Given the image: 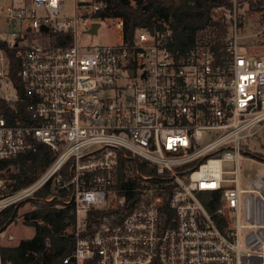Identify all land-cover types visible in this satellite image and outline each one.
<instances>
[{
  "label": "built area",
  "instance_id": "2783aa9c",
  "mask_svg": "<svg viewBox=\"0 0 264 264\" xmlns=\"http://www.w3.org/2000/svg\"><path fill=\"white\" fill-rule=\"evenodd\" d=\"M6 1L0 97L19 116L0 110V161L37 143L55 157L2 197L0 212L49 183L47 201L72 205L75 219L60 264H264V175L241 189L238 173L242 141L264 132V60L241 49L235 12L223 13L229 34L218 58L207 43L176 49L165 25L126 38L122 19L94 18L104 11L97 0H70L69 14L63 0ZM106 20L118 43L79 42V28L96 36ZM120 151L168 182L152 187L137 173L127 196L117 185Z\"/></svg>",
  "mask_w": 264,
  "mask_h": 264
},
{
  "label": "trees",
  "instance_id": "16d2710c",
  "mask_svg": "<svg viewBox=\"0 0 264 264\" xmlns=\"http://www.w3.org/2000/svg\"><path fill=\"white\" fill-rule=\"evenodd\" d=\"M104 5V11L94 15L95 19L106 17L123 20V34L131 38L137 29L153 31L167 26L174 40L173 46L181 51L196 44L207 43L219 58L224 40L229 34V26L220 15L213 14L215 8L230 11L236 5L246 3L253 12L264 11V0H97ZM264 45V41L261 42ZM17 60L10 59L9 75L17 87L20 83L16 77ZM27 102L19 103L20 114ZM0 110L10 114L8 106L0 97ZM264 139V137H263ZM119 155L117 185L124 194L131 196V191L139 186L137 173L146 175L152 187L168 182L167 178L158 176L147 163L136 158ZM55 155L44 144H35V150L25 152L8 160L0 161V179L4 180L3 196L10 195L33 183L52 162ZM10 167L15 170L10 171ZM1 194V191H0ZM55 194L50 184L40 188L32 198L26 200L33 209L23 216V222L34 229L31 239L20 241L16 246L0 247L2 264H60L73 249L74 225L72 205H64L57 198L47 201ZM168 196L164 197V204ZM19 205H12L0 212V230H4L15 221Z\"/></svg>",
  "mask_w": 264,
  "mask_h": 264
},
{
  "label": "rangeland",
  "instance_id": "374dc122",
  "mask_svg": "<svg viewBox=\"0 0 264 264\" xmlns=\"http://www.w3.org/2000/svg\"><path fill=\"white\" fill-rule=\"evenodd\" d=\"M64 4L61 6V13H70V0H63ZM6 0H0V28L2 25L3 10L2 6L6 4ZM236 14L238 22V38L241 49L252 54H257L258 57L264 60V45L261 42L256 33L262 30L263 26L261 22L264 21V11L253 12L248 9L246 3L236 5L230 10V14ZM222 13L227 12L222 10ZM221 12L214 13L220 15ZM264 30V29H263ZM82 29L79 28L78 40L81 44L91 45H107L118 43L120 38L116 34V30L113 26V22L110 20L101 21L98 34L96 36H85L82 33ZM31 43L39 44L42 43V39L36 37L31 39ZM264 132L254 139H247L242 141V149L245 153L242 154V159L238 164L239 173V186L241 189L248 188L252 180L258 176L264 175ZM228 170H231L232 164L225 165ZM147 167V165H146ZM15 170L10 167V171ZM227 178H230L228 176ZM5 182L0 179V200L2 197V191L4 190ZM28 200V199H26ZM26 200L17 202L15 205H19L17 209V217L14 222L9 224L4 230H0V239L2 246H16L22 240L31 239L34 236V229L32 226L27 225L23 222V216L25 213L33 209V205ZM12 236V240H8V236Z\"/></svg>",
  "mask_w": 264,
  "mask_h": 264
},
{
  "label": "water",
  "instance_id": "95a60500",
  "mask_svg": "<svg viewBox=\"0 0 264 264\" xmlns=\"http://www.w3.org/2000/svg\"><path fill=\"white\" fill-rule=\"evenodd\" d=\"M98 28H99V24L98 23L92 24L91 29L89 30V33L91 35H96ZM42 30H45V28H42ZM20 94H21V99L25 100V95H24V92H23L22 89H20Z\"/></svg>",
  "mask_w": 264,
  "mask_h": 264
}]
</instances>
